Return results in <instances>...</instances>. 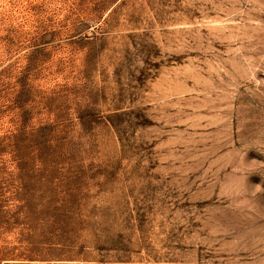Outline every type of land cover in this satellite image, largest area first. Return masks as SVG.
Instances as JSON below:
<instances>
[{"label": "rangeland", "instance_id": "374dc122", "mask_svg": "<svg viewBox=\"0 0 264 264\" xmlns=\"http://www.w3.org/2000/svg\"><path fill=\"white\" fill-rule=\"evenodd\" d=\"M3 261L264 264V0H0Z\"/></svg>", "mask_w": 264, "mask_h": 264}, {"label": "built area", "instance_id": "2783aa9c", "mask_svg": "<svg viewBox=\"0 0 264 264\" xmlns=\"http://www.w3.org/2000/svg\"><path fill=\"white\" fill-rule=\"evenodd\" d=\"M17 264L15 263L14 261H3V264ZM32 264H35V263H32Z\"/></svg>", "mask_w": 264, "mask_h": 264}]
</instances>
